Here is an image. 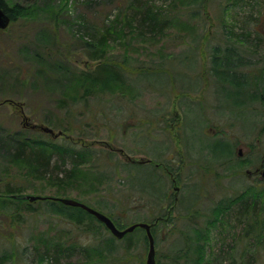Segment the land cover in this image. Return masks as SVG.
Masks as SVG:
<instances>
[{
  "label": "rangeland",
  "instance_id": "obj_1",
  "mask_svg": "<svg viewBox=\"0 0 264 264\" xmlns=\"http://www.w3.org/2000/svg\"><path fill=\"white\" fill-rule=\"evenodd\" d=\"M5 1L10 8L19 6L23 15L0 32V103L12 99L22 106L23 113L18 106L0 104V133L25 134L27 123L59 132L57 125L44 122L46 117L53 122L62 119L73 129L58 139L48 134L55 142L53 151L58 152L53 163L59 167L53 168L49 178L32 175L25 164L12 162L0 149V193L11 184L26 195L70 198L106 214L120 201L132 204L143 198L141 193L130 192L136 171L128 166L127 158L176 168L161 182L165 193L157 202L148 199L133 206L137 209L130 224L151 222L159 210L173 211L186 186L195 182H201L202 191L208 192L204 202L212 207L232 200L237 191H264L260 174H247L254 173L264 160V104L255 106L257 122L244 114L245 120L240 119L246 109L237 108L234 102L241 96L234 100L215 98L207 71L212 47L233 34L242 40L249 38L240 41L254 61V67L245 71L250 77L259 75L264 67V29L259 35L251 31V25L256 18H264V0H140L168 22L160 35L150 39L136 35L137 21L132 22L135 11L125 8L129 0ZM113 28L119 33L102 46L107 60L129 67L130 72L157 71L160 64L168 62L169 66L172 60L171 78L154 73L147 81L164 87L170 79L173 87L155 90L133 79L115 86L112 96L95 89L88 106L83 107L81 96L87 87L80 72L95 67L90 57L98 49L99 36ZM92 30H98L95 41L87 38ZM187 53L191 58L185 57ZM26 54L31 55L34 67ZM35 67L46 73L35 78ZM193 71L196 81L189 77ZM15 80L28 84L23 88ZM179 86H195L196 91L182 95L184 90ZM60 98H68L70 106L76 98L80 105L72 107L75 111L68 115L59 110ZM216 103L222 107L218 112L225 113L223 118L214 116ZM220 141L229 144L230 155L224 165L208 171V164H217L213 150H222L215 143ZM143 171L140 178L146 183L150 177ZM214 175L222 180L216 181ZM172 199L175 203L170 205ZM219 223L224 224V219ZM221 224L210 233V255L218 253L223 264H233L235 255L243 254L246 259L250 249L259 254L260 247L242 238L244 225L234 217L224 227ZM160 229L158 253L165 243ZM113 240L122 242L99 221L80 213L63 216L44 205L0 204V264H146L148 250L141 244L127 254L117 248L124 243L111 249ZM259 255L255 264H264V254Z\"/></svg>",
  "mask_w": 264,
  "mask_h": 264
},
{
  "label": "trees",
  "instance_id": "obj_2",
  "mask_svg": "<svg viewBox=\"0 0 264 264\" xmlns=\"http://www.w3.org/2000/svg\"><path fill=\"white\" fill-rule=\"evenodd\" d=\"M0 6L6 13H8L12 21H16L18 17L23 15L22 10L19 8V6L10 8L5 0H0ZM125 8L134 9L135 12L132 14V22L134 21V19H136L137 26H135V33L142 39L154 38L155 35H160L167 27L168 22L166 19H163V15L155 11L151 5H143L140 0H129V4ZM159 15L160 17H158ZM263 29L264 18H256V22L251 25V31L253 33L256 32L261 35L260 31ZM114 30L115 29L113 28L111 31L106 30L105 32L101 33L98 41V49L96 50L95 48V50L92 52V56L90 58L100 61V64L96 65L93 69L84 71L82 70L80 72V79L83 85L87 87L85 94L81 96V101H83V103L81 104L84 105H82L83 107L88 106V103L90 102L89 95L91 93H94L95 89L99 90L101 93L112 96L115 92V86L126 85V79L139 80L145 76L144 79H146V81L144 84L147 88L150 87L155 90H160L165 89L166 86H168V88L173 87L174 83L170 79L164 87L157 86L152 81H147V76L153 75L154 73H161L163 75L166 74L170 77L172 74V68L170 67V65L173 64L172 60L169 61V66L168 62L160 64L156 69L157 71H147L145 72L146 74H144V76L138 74L141 70H139L138 72H130L128 69L129 67L127 68L123 64H118L107 60L106 53L104 52L105 50L102 49V46H104L108 42V40L112 38V35H117L119 33L118 30ZM97 33L98 30H92L88 33L87 38L95 41ZM230 37H233L234 39H231ZM244 38H246V36ZM248 39L249 38H247V40ZM247 40H242V38L239 39L238 37H234V35L231 34L229 35V38H227V40L224 39L223 43H219L216 46H213L210 53V66H208L207 70L211 80L210 87L212 88V90H214L213 96L215 98H220L222 96L224 98H227L228 100H234V97L236 95L241 96V99H237L234 103L236 107L240 106L241 108L244 107V109H246L244 113L238 116L242 120H245L244 118H242L243 114L246 116V118L251 115V108H255L256 104L260 103V106L264 104V101H262L264 99L255 98L253 93L244 92L242 95L238 94L236 85L235 83H233V81H235L236 83L240 82L242 77L248 76L245 70L254 67L253 59L247 56V52L249 51L248 48H245L240 42ZM187 54V56L185 57L191 58L189 53ZM25 57L27 58V60H30L31 55L26 54ZM35 57L38 58L37 56ZM28 62L33 66L31 60ZM45 73V71L37 69L35 67L34 77H42ZM193 73L194 71L190 74L189 77L190 79L196 81V76H193ZM256 77L261 80L257 88L261 91V95H255L258 97H264V67L260 70L259 75H257ZM15 81L17 82L15 83L16 85H21V87L23 88L28 84L26 82H22L21 84V82H18V80ZM194 87L179 86L178 88L184 90V92L181 93L182 95H185L188 92H195L196 90ZM73 99L75 100V105L70 106L66 104L68 102V98H60L59 108H64L61 109V111L63 110L64 113L66 112L68 115H72L75 110H71V108L80 105L76 101V98ZM217 102H219V100ZM212 110L215 117L217 116L223 118L225 115L224 112H218L219 110H222V107L217 103L214 107H212ZM228 110L230 111V108ZM213 113L211 116H213ZM250 119L253 120V122L258 121L256 117ZM247 120L248 119H246V121ZM44 122L51 125H57L59 128H61V130L59 131L63 133H66L67 131H70V129H73L70 126V123L66 125L65 123H63L62 119H58L56 122H53L46 117ZM255 124L256 123H254V127ZM32 132L39 133L40 138H38V140L36 141L25 140L23 142L15 138L12 140H2L0 141V149L5 150L7 156H11L12 162L23 161L26 162L29 166H32V175H35L36 177L38 175L39 178H49L51 173L53 172V168H57L58 166H56L57 164L53 163V159L51 156L46 155L43 150L38 149V147H44L48 145L47 141L43 140L45 139L44 137L48 135L37 132L36 130ZM24 133L33 134L30 130H27ZM40 140H42L43 144L39 146V144L41 143ZM215 143L216 145L218 144L219 146H222V150H213L217 160V164H208V166L205 167V169L207 168L208 171L211 170V168L215 170L217 169L216 167L224 165L223 162L227 160V156L230 155V147L228 146L229 144L227 142L220 141ZM224 144L225 146L223 147ZM194 161H196V159H194ZM196 162L200 166L204 165V163H201L199 161ZM128 164V166L132 167L136 171L133 178L134 181L131 184L130 192L136 191L138 193H141L143 194V198L134 201L132 204L126 203L125 201H120L118 205L108 208V212L106 213V215L109 216L114 221L116 226L120 229H125L126 227H128L130 225V222L134 219L132 215L134 210L137 208H134L133 206L142 205V201L148 199H150V201L152 202L153 200L157 202L158 199L163 196V193H165V191L160 192V190H158L159 187L156 179L161 180L162 178H164V176H168L169 178V175L173 174L176 171V168L173 169L170 165H165L166 167L163 168L151 164ZM39 168H41L42 170L40 171ZM258 168L264 169V160ZM57 169H59V167ZM143 170H146L148 176L150 177V180L146 183L142 182V179L140 178L143 175ZM214 178H216L215 180L218 182L222 180V177H218V175H214ZM200 184L201 182H195L193 186H186L187 191L184 194L180 195L179 199L177 200V207L173 211L169 212V210L163 208L164 210L156 211V214L153 215V220H151V222H146L149 224H153L152 234L155 239L157 264H223V262H221L222 260L220 261L218 257V253L216 255L213 253V256L208 253L209 251L207 246L209 245L208 243L210 241L209 236L211 231L215 228L218 229V227L220 226L219 224H221L219 223V221L224 219V224H226L227 222H229V218L231 219V217H234V219L240 224V226L241 224L244 225L242 226L244 227V234L242 238L249 243H254L253 245H257L258 247H260L259 254H264V191L258 193L256 190H252L251 193L248 194L243 193V191H237L234 197H232V200L228 198L227 200L222 201L221 203L212 207L204 202V199H206V197L208 196V192L202 191L204 188ZM193 188L196 189V193L194 195ZM12 193L14 192H11V187L8 188L7 194L11 195ZM144 195L146 197H144ZM123 196L127 197V195ZM173 203H175V201L172 199L170 205H173ZM48 208L50 212L63 216H75L77 215V213H80L82 216L85 215L87 218L97 220L92 215L88 214L80 208L65 206L58 201L48 203ZM138 209L140 208L138 207ZM80 219L81 216H79L78 220L82 222L83 220ZM139 221L140 220H138V222ZM224 224H221L222 227L225 226ZM160 226H163V229H165L166 231H162L160 229ZM158 229L161 230L160 239L165 240L164 247L162 251H159V253L157 243V239L159 236ZM161 236H163L164 238ZM115 242L116 241L114 240L112 241L113 245L109 242L110 245H112L111 249H114L113 247L116 244L124 243V247H120L118 245L117 248H123L124 252H126L127 254L131 250H136L138 248L137 246H139L140 244L145 251H147L149 247V241L145 231L139 228L132 233L124 236L121 243ZM248 254L249 256H247L246 259L243 257V254L241 255V257L240 255H235L233 264H255L256 261L257 263L259 262L260 255L256 250L254 251L250 249ZM122 258L125 259L127 257L123 256Z\"/></svg>",
  "mask_w": 264,
  "mask_h": 264
},
{
  "label": "bare ground",
  "instance_id": "obj_3",
  "mask_svg": "<svg viewBox=\"0 0 264 264\" xmlns=\"http://www.w3.org/2000/svg\"><path fill=\"white\" fill-rule=\"evenodd\" d=\"M1 7V6H0ZM8 14V13H7ZM261 15H262V13H261ZM21 17V16H20ZM20 17H18L16 20H18ZM158 17H160V15L158 16ZM13 22H15V21H13ZM95 62H96V65H99L100 64V61H98V60H95ZM95 65V66H96ZM142 73V74H141ZM139 75H143L144 76V74H146L145 72H140V73H138ZM145 77V76H144ZM144 77H142L141 79H139V80H141L140 82L141 83H145V79H144ZM137 80V79H136ZM127 83L128 82H132V81H134L133 79H126L125 80ZM260 79L258 78V77H250V76H244V77H242V79H241V81L240 82H235V81H233V83H235V85H236V90H237V93L238 94H243L244 92H249V93H253V95H254V97L255 98H258V99H260V98H263L264 99V97L263 96H256L255 94H258V95H261L260 93H261V91L259 90V89H257L258 88V86H259V83H260ZM239 83V84H238ZM262 101H264V100H262ZM58 107H59V104H58ZM61 109H64V108H59V110L61 111ZM62 112H63V110H62ZM250 116L249 117H252V118H258V113L256 112V110H255V108L254 107H252L251 108V111H250ZM27 130H30L31 131V133H33L32 131L33 130H31V129H29V128H25V130H24V132L25 131H27ZM58 133V132H57ZM44 134V133H43ZM64 135H66V133H62L60 136H58L57 138H53V137H51L52 139H58V138H60V137H62V136H64ZM17 139V140H20V141H25V140H29V141H32V140H34V141H36V140H38V138H40L39 137V133H33V134H14V135H11V134H1L0 133V141H2V140H12V139ZM45 139H43L44 141L46 140L47 141V143H48V145L47 146H44V147H38V149L39 150H43L45 153H46V155H49V156H51L52 157V159H53V157H54V155L56 154V153H58V152H54L53 151V149H54V145H55V142H53L51 139H49V137L48 136H45L44 137ZM40 144H39V146L40 145H42L43 144V142H42V140H40ZM64 149H65V147H63ZM54 152V153H53ZM112 154V153H111ZM62 161V160H61ZM141 161H145V160H139V161H137L136 163H135V165H142V163H139V162H141ZM19 163H22V164H25L27 167H28V169L30 170V172L33 170L32 169V166H29L26 162H23V161H21V162H19ZM151 165H153L152 164V162L150 163ZM155 166H158V167H162V166H160L159 165V163H157V164H154ZM166 167V166H165ZM164 167V168H165ZM40 169V171L42 170L41 168H39ZM167 179H168V176H164V178H162L161 180H158V179H156V181L158 182V187H159V189L158 190H160V192H164V190H165V185H164V187H163V189L161 190V182L164 180H166L167 181ZM11 187V192H14V193H12L11 195H8L7 194V189L8 188H10ZM24 193V190L23 189H21V188H19V186H15V185H11V184H9L7 187H6V190L4 191V193H0V204H2V205H6V203H15L16 204V206L17 205H19V204H22L23 202H25V204H28V207H33L34 208V206H38V205H44V206H48V203H50V202H54V201H57V200H55L56 199V197H48V196H40V195H26V194H23ZM30 197H34L35 198V200H30ZM59 202V201H58ZM7 209V208H6ZM108 230V229H107ZM109 231V230H108ZM110 232V231H109ZM3 258L2 257H0V260H2ZM1 262V261H0Z\"/></svg>",
  "mask_w": 264,
  "mask_h": 264
},
{
  "label": "water",
  "instance_id": "obj_4",
  "mask_svg": "<svg viewBox=\"0 0 264 264\" xmlns=\"http://www.w3.org/2000/svg\"><path fill=\"white\" fill-rule=\"evenodd\" d=\"M11 22V19L9 15L3 10V8L0 7V30L6 29ZM9 103H14L13 100H7ZM25 121H28V119L25 117ZM29 128L33 130H39L41 132L50 134L53 138H57L62 134V132L56 133L52 128L44 125H38V124H29L27 123ZM242 154V151L239 152ZM149 161H141L139 163H147ZM30 200H35L34 197H30ZM55 200L61 202L62 204L70 207L80 208L90 215L97 218L98 221H100L102 224H104L107 229L117 238L122 239L126 234L133 232L137 228H142L146 231L148 240H149V251L147 256V262L146 264H156V246H155V240L151 232L152 225L147 223H136L131 225L130 227L121 230L119 229L116 224L113 222V220L105 215L104 213L95 210L94 208L88 206L85 203H82L80 201L70 199V198H56Z\"/></svg>",
  "mask_w": 264,
  "mask_h": 264
},
{
  "label": "flooded vegetation",
  "instance_id": "obj_5",
  "mask_svg": "<svg viewBox=\"0 0 264 264\" xmlns=\"http://www.w3.org/2000/svg\"><path fill=\"white\" fill-rule=\"evenodd\" d=\"M20 109H21V111H22V106H18ZM23 113V112H22ZM261 169L262 168H258L257 170H258V173H260L261 172Z\"/></svg>",
  "mask_w": 264,
  "mask_h": 264
}]
</instances>
